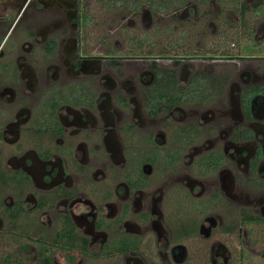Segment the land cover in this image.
Instances as JSON below:
<instances>
[{
  "label": "flooded vegetation",
  "instance_id": "flooded-vegetation-1",
  "mask_svg": "<svg viewBox=\"0 0 264 264\" xmlns=\"http://www.w3.org/2000/svg\"><path fill=\"white\" fill-rule=\"evenodd\" d=\"M260 224L264 0H0V264H245Z\"/></svg>",
  "mask_w": 264,
  "mask_h": 264
},
{
  "label": "rangeland",
  "instance_id": "rangeland-1",
  "mask_svg": "<svg viewBox=\"0 0 264 264\" xmlns=\"http://www.w3.org/2000/svg\"><path fill=\"white\" fill-rule=\"evenodd\" d=\"M120 15V13H116L115 16H117V20H119ZM105 16H107V14ZM102 23L103 25H100L102 28L99 30L107 32L109 23L104 24V21H102ZM248 235L250 236V238H248L250 243H247L244 249L246 254L245 264H264V224L253 226L252 228L248 229ZM230 240L232 241V238Z\"/></svg>",
  "mask_w": 264,
  "mask_h": 264
}]
</instances>
